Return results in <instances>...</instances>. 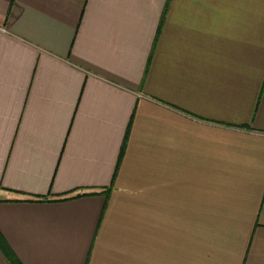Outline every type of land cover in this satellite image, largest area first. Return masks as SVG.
Returning <instances> with one entry per match:
<instances>
[{"label": "crops", "instance_id": "0c3cea01", "mask_svg": "<svg viewBox=\"0 0 264 264\" xmlns=\"http://www.w3.org/2000/svg\"><path fill=\"white\" fill-rule=\"evenodd\" d=\"M0 235L21 264H264V0H0Z\"/></svg>", "mask_w": 264, "mask_h": 264}, {"label": "trees", "instance_id": "16d2710c", "mask_svg": "<svg viewBox=\"0 0 264 264\" xmlns=\"http://www.w3.org/2000/svg\"><path fill=\"white\" fill-rule=\"evenodd\" d=\"M124 145L125 143L122 144L121 150H120V154H119V160L122 156L123 153V149H124ZM109 191V188L104 189V192L107 194ZM0 247L4 250V254L8 257V259L11 261L12 264H21V262L14 256V254L12 253V251H9L8 246L6 245L5 241L2 239L1 235H0Z\"/></svg>", "mask_w": 264, "mask_h": 264}]
</instances>
